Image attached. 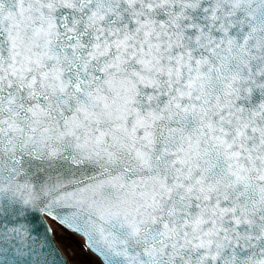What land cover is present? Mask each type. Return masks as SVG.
Returning <instances> with one entry per match:
<instances>
[{
    "label": "snow or ice",
    "instance_id": "1",
    "mask_svg": "<svg viewBox=\"0 0 264 264\" xmlns=\"http://www.w3.org/2000/svg\"><path fill=\"white\" fill-rule=\"evenodd\" d=\"M48 220L264 264V0H0V264H58Z\"/></svg>",
    "mask_w": 264,
    "mask_h": 264
},
{
    "label": "rangeland",
    "instance_id": "2",
    "mask_svg": "<svg viewBox=\"0 0 264 264\" xmlns=\"http://www.w3.org/2000/svg\"><path fill=\"white\" fill-rule=\"evenodd\" d=\"M55 235L56 239L60 241L64 248L72 250V264H100L96 258L86 254L76 239L61 235L58 232H55Z\"/></svg>",
    "mask_w": 264,
    "mask_h": 264
},
{
    "label": "water",
    "instance_id": "3",
    "mask_svg": "<svg viewBox=\"0 0 264 264\" xmlns=\"http://www.w3.org/2000/svg\"><path fill=\"white\" fill-rule=\"evenodd\" d=\"M53 240H54V238H53ZM54 242H55V241H54ZM55 247H56V249H58V251H59V256L56 257V259H57V261H58V264H59V262H60L61 260H62V261H66V264H68L67 259L63 256V254L61 253V251H60L59 248L57 247L56 243H55Z\"/></svg>",
    "mask_w": 264,
    "mask_h": 264
},
{
    "label": "bare ground",
    "instance_id": "4",
    "mask_svg": "<svg viewBox=\"0 0 264 264\" xmlns=\"http://www.w3.org/2000/svg\"><path fill=\"white\" fill-rule=\"evenodd\" d=\"M49 222H50L51 227H52L53 229H55V228L58 227L53 221L49 220Z\"/></svg>",
    "mask_w": 264,
    "mask_h": 264
}]
</instances>
